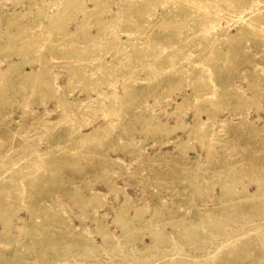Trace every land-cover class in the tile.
I'll list each match as a JSON object with an SVG mask.
<instances>
[{
  "label": "rangeland",
  "instance_id": "obj_1",
  "mask_svg": "<svg viewBox=\"0 0 264 264\" xmlns=\"http://www.w3.org/2000/svg\"><path fill=\"white\" fill-rule=\"evenodd\" d=\"M71 1L0 0V42L8 41L12 35L29 40L28 46L25 44L28 50L25 46L21 50L25 54L13 55V59L26 60L28 52L37 55L36 41L50 35L49 27L55 18H65L69 13L73 18L69 14L64 19L66 28L62 33H78L75 45L82 53L73 61H60L54 52L44 50L47 71L41 78L53 80L54 98L32 84L34 88L16 80L15 73L6 71L9 59L0 57V184L13 168L12 175L20 171L17 177L36 172L30 175L36 178L32 182L35 185L27 187L23 184L28 182L20 181V186L9 189L5 196L6 206L14 212L8 230L13 237L3 241L0 238V264H104L108 252L117 246L128 250L131 257L147 261L153 255L147 251L151 243L165 250L148 264H264V245L258 239L248 238L255 248L248 257L239 258L234 249L237 242L254 231L252 226L241 227L245 217H264V0H203L189 4L185 13L177 12L178 22L172 21L169 27H164L159 18L167 9L176 10L180 0H151L144 11L150 9L158 27L151 22L143 26V14L136 19L137 30L130 27L134 34L123 33L126 28L120 27L117 37L126 42L121 47L128 44L117 52L122 54L120 57L112 53V45H120V41L110 37L111 29L95 38L100 29L96 20L77 27L84 18L83 11L94 6L93 1L78 0L80 8L69 6ZM134 1V8L142 4ZM219 3L224 9L215 7ZM118 6L119 0H109V7L99 11L101 19L110 20ZM24 11L28 13L16 22L18 26L7 24L4 13L10 16ZM139 12L134 13L143 11ZM257 27L261 33H256ZM152 28L157 33L150 34ZM91 52L99 55L102 62H109L100 66L105 74L99 66L94 68L97 73L92 72L97 62L91 60ZM189 52L196 54L190 56ZM206 56L218 57L213 75L204 61ZM38 67L35 61L31 66L24 65L26 71ZM129 81L137 99L124 115L126 99L110 102L99 95L103 97L102 105H84L89 98L100 99L98 92L111 89L113 95H123ZM63 95L66 98L60 107L56 100ZM196 95L199 99L194 98ZM7 97L11 100L5 101ZM110 105L119 111L111 113L115 119L107 114L106 110L113 109ZM207 113L212 120L206 133L200 135L195 125L199 119L206 120ZM122 118L127 128L119 125ZM112 122L116 123L111 125ZM98 126L105 132L96 134L91 145L79 142L84 133ZM32 144L34 149L29 152ZM41 149L47 155L34 156L36 161L32 163L33 153ZM50 159L54 161L44 165ZM8 164L14 167L8 168ZM10 175L9 179L16 178ZM137 211L141 213L139 218ZM123 214L132 217L124 227L119 224ZM3 218L9 219L0 210V232ZM98 221L106 231L103 237L96 230ZM178 222L183 226H175ZM198 222L201 231L189 234L188 230ZM25 224L30 225L28 238ZM224 228L229 235L217 245L215 239ZM43 234L62 244L54 254L49 253V245L32 244V239H40ZM35 248L38 253L34 256L18 254L19 249L32 252ZM243 253L246 254L244 249ZM40 255L45 257L42 262Z\"/></svg>",
  "mask_w": 264,
  "mask_h": 264
},
{
  "label": "bare ground",
  "instance_id": "obj_2",
  "mask_svg": "<svg viewBox=\"0 0 264 264\" xmlns=\"http://www.w3.org/2000/svg\"><path fill=\"white\" fill-rule=\"evenodd\" d=\"M68 1V0H67ZM81 1V0H80ZM90 1H93V4H94V6L92 7V8H90V9H87L86 11H83V15H84V18H83V20L81 21V23H77L78 25H77V27L79 26L80 28H81V26H88V24H89V21L92 19V20H96L97 21V23H99V27H100V29H99V31H98V33L96 34V36H94L95 38H97V36L100 38V37H102L103 36V34H104V32H105V30H108V29H111V31H110V37L112 36V38L113 37H117V31H118V29L120 28V27H125L126 29L123 31V33H125L126 32V34H131V33H133V32H131V29H130V27H135V29H136V27L138 28L139 27V25L137 24V23H135L138 19H140L141 18V16H142V14H143V20H145V21H142L143 22V26H144V24L146 25V24H148V22L150 23H152L153 24V26L154 27H158V25L154 22L155 21V18L153 19L152 18V16L149 14L150 12H149V10H147V11H144V9H146L147 8V6H145V5H148V3H151V0H138V2H142V4L141 5H137V4H135V5H137V8H134V7H132V4H134L135 3V1L134 0H119V2H120V6H118L117 7V11H114V12H112V18H110V20L109 19H105V18H102L101 19V17L102 16H100V13H99V11L100 10H102L103 8H108L109 7V0H90ZM134 1V2H133ZM154 1V0H153ZM165 1V0H164ZM201 1L203 2V0H180V1H178V3H180V5L178 6V8H176V10H172V9H167V10H163L164 11V14L159 18V19H161L164 23H165V26L164 27H169V25L172 23V21H174V22H178V18H179V13H177V12H180V13H183L184 11H186L187 9H185V8H188V6H189V4H190V6L191 5H196V4H198V3H201ZM216 1V0H215ZM70 2V1H69ZM161 2H163V1H161ZM220 2V1H219ZM238 2H240V3H242V0H239ZM246 1H244L243 3H245ZM65 3H66V0H65ZM68 3V2H67ZM78 3H79V1L78 0H72L71 1V5H69V6H73V8H80V5L78 6ZM129 3V4H128ZM164 3V2H163ZM174 3V2H173ZM177 3V2H176ZM177 3V4H178ZM232 3H233V1H232ZM69 4V3H68ZM68 4H65V5H68ZM152 5V4H151ZM151 5H149V6H151ZM205 5H206V2H205ZM208 5V4H207ZM210 5H212V4H210ZM218 5V4H217ZM262 5V4H261ZM139 6V7H138ZM209 6V5H208ZM260 5H257V8L259 7ZM66 7V6H65ZM136 7V6H135ZM215 7H217V8H219V9H224L223 7H222V5L219 3V7L218 6H215ZM66 8H68V6L66 7ZM69 8H72V7H69ZM133 8V9H132ZM152 8V7H151ZM178 9H180L179 11H177ZM206 9H208V8H206ZM215 9V8H214ZM260 9H262V8H260ZM138 10V12L139 11H143V12H146V13H143V12H141V14H136V13H134V12H136ZM65 11V10H64ZM73 11V10H72ZM72 11L71 10H69V12H71L72 13ZM88 11V12H87ZM208 11V10H207ZM209 11H211V9L209 8ZM208 11V12H209ZM216 11V10H215ZM214 11V12H215ZM218 11V10H217ZM260 11V10H259ZM67 12H68V10H67ZM213 12V13H214ZM227 12H229V13H231L230 11H227ZM27 11H24V12H19V13H16V12H13L12 13V15H8V14H6V13H4V15L6 16V20H7V24L8 25H11V24H15L19 19H20V21H21V18H24L26 15H27ZM65 13V12H64ZM140 13V12H139ZM185 13V12H184ZM212 13V12H211ZM212 13V14H213ZM70 14V13H69ZM69 14H67V15H69ZM115 14V15H114ZM179 14V15H178ZM206 14H208L207 12H206ZM210 14V13H209ZM65 15V14H64ZM63 15V16H64ZM67 15L65 16V18L67 17ZM73 15V13L72 14H70V16H72ZM211 15V14H210ZM213 15H215V14H213ZM217 15H218V13H217ZM216 15V16H217ZM62 16V15H61ZM215 16V17H216ZM139 17V18H138ZM210 17V16H209ZM211 17H214V16H211ZM210 17V18H211ZM261 16H259V18H260ZM64 17H62V18H55V22L52 24V26H50L49 27V30H50V35L48 36V37H43V39L40 41V39H39V41H36V42H38V45H37V49H35V51H37V55H33V53L32 52H28L29 54H28V56H27V59L26 60H23V61H17V60H15V59H13L12 58V56L13 55H15L16 56V54H21L22 53V55H24L25 53L24 52H22V51H24L23 49H22V47L23 46H25V44L27 43V42H29V40H27L26 38H24V37H19V36H11L10 38H9V40L8 41H1L0 42V57H7V59H9L8 60V62H7V67H6V71L8 72V71H11L12 73H15L14 75H15V79L16 80H20L22 83H28V85H30V84H32L33 86H35V88H37V90H39V89H41V90H43L44 91V93H46V95H54V92H55V88H56V86H55V84H54V82H53V80L52 79H50V78H48V79H42L41 77L43 76V74L45 75V72L47 71L46 70V66H45V59H44V57H45V54H44V50H49V51H52V52H54L53 54H55V58L57 59V60H59V58H60V61L63 59H65L64 61H66V60H68V59H72V61H73V59H75L76 58V55L77 54H81L82 55V53H79V51L76 49V45L75 44H77V43H75V41H76V39H77V35H78V33H77V35H76V33L74 32V31H72V32H68V33H66V34H64V33H62V31L66 28V26H65V23H64V19H65ZM71 18H73V16L71 17ZM95 18V19H94ZM257 18V17H256ZM68 19V18H67ZM70 19V18H69ZM137 19V20H136ZM156 19H158V18H156ZM216 19V18H215ZM263 19V18H262ZM227 20V19H226ZM229 20V19H228ZM68 21V20H67ZM110 21L112 22L111 24L112 25H110ZM259 21H261V19L259 20ZM19 22V21H18ZM66 23H68V22H66ZM123 23V24H122ZM164 23H162V24H164ZM36 24V23H35ZM152 24H150L151 26H152ZM16 25H17V23H16ZM67 26L69 25V24H66ZM258 25H260V23L258 24ZM18 26V25H17ZM24 27H25V25H24ZM26 27H28V28H30L29 26H26ZM25 27V28H26ZM84 27V28H85ZM127 27L129 28V29H127ZM134 27H133V29H134ZM140 27H141V25H140ZM147 27V26H146ZM160 27H161V25H160ZM255 26H252V28H254ZM32 28V27H31ZM83 28V29H84ZM161 28H163V26L161 27ZM77 29V28H76ZM132 29V30H133ZM141 29H143L142 27H141ZM140 29V30H141ZM256 29H258V27L256 28ZM260 29L262 30V27H260ZM20 30V29H19ZM25 30V29H24ZM121 31L123 30V29H120ZM129 30V31H128ZM137 30V29H136ZM159 30V29H158ZM254 31H252V32H255L256 30L255 29H253ZM26 31H29L28 29L26 30ZM78 31H80V30H78ZM85 31V30H84ZM143 31V30H142ZM8 32V31H7ZM6 32V33H7ZM76 32H77V30H76ZM119 32V31H118ZM128 32V33H127ZM136 32H138V31H135V34H136ZM145 32H146V28H145ZM150 34H155V33H157L156 31H155V28H152L150 31ZM213 32H215L214 30H213ZM241 32V31H240ZM250 32V31H249ZM257 32H259V29H258V31H256V33ZM264 32V31H263ZM26 33V32H25ZM141 33V32H140ZM140 33H138V35L140 34ZM211 33V32H210ZM237 33V32H236ZM238 33H239V31H238ZM237 33V34H238ZM259 33H261V32H259ZM134 34V33H133ZM143 35H145L144 34V32L142 33ZM142 34H140V36L142 35ZM149 34V35H150ZM242 34V33H241ZM254 34V33H253ZM21 35V34H20ZM215 35V34H214ZM213 35V36H214ZM248 35V34H247ZM257 35V34H256ZM21 36H23V33H22V35ZM24 36H25V34H24ZM120 36V35H119ZM211 36H212V33H211ZM129 37H131V36H129ZM39 38V37H38ZM94 38V39H95ZM98 38V39H99ZM104 38V37H103ZM111 38V39H112ZM113 39V40H119L120 41V39H119V37H117V39ZM145 38H146V36H145ZM147 38H148V35H147ZM210 38H212V37H210ZM98 39H95V40H98ZM110 39V38H109ZM213 39V38H212ZM211 39V40H212ZM101 40V39H100ZM103 40V39H102ZM224 40V39H223ZM227 40V39H226ZM225 40V41H226ZM108 41H111V43H112V40H108ZM118 41V42H119ZM213 42V41H212ZM109 43V42H108ZM126 44V42L124 41L123 42V40H121L118 44H120V45H117V42L115 43L114 42V44L112 45V47H111V49H112V53L113 54H116V56L118 55V53L119 52H121V51H123V50H120L121 48H126V46L128 45H126L125 47H121L123 44ZM34 44V43H33ZM122 44V45H121ZM124 44V45H125ZM138 44V43H137ZM27 46H28V44H26ZM30 45V44H29ZM79 45V44H78ZM81 45V44H80ZM80 45H79V47H80ZM101 45H103V44H101ZM109 45V44H108ZM107 45V46H108ZM111 45V44H110ZM209 45V44H208ZM212 45V44H211ZM104 46H106V45H104ZM207 46V45H206ZM26 47V46H25ZM209 47V46H208ZM217 47V46H216ZM83 48V47H82ZM108 48H109V46H108ZM178 48V47H177ZM210 48H211V46H210ZM212 48H213V46H212ZM25 49V48H24ZM98 49H99V47L97 48V50L96 51H98ZM179 49V48H178ZM203 49V48H202ZM208 49V48H207ZM22 50V51H21ZM26 50H28L27 49V47H26ZM25 50V51H26ZM81 50V49H80ZM105 50V49H104ZM137 50V49H136ZM136 50H134V51H136ZM189 50V49H188ZM200 50V49H199ZM203 50H205V49H203ZM203 50H201V51H203ZM35 51H33V52H35ZM81 51H83V50H81ZM80 51V52H81ZM84 51H87V50H85L84 49ZM92 52L94 51V50H91ZM95 51V52H96ZM111 51V50H110ZM119 51V52H118ZM139 51V49L137 50V52ZM169 51H171V50H169ZM169 51H168V54H169ZM187 51V50H186ZM185 51V52H186ZM201 51H199V52H201ZM91 52V53H92ZM118 52V53H117ZM126 51H124V53H125ZM128 52V51H127ZM130 52V51H129ZM140 52V51H139ZM192 52V51H191ZM193 52H195L194 50H193ZM205 52H206V50H205ZM24 53V54H23ZM27 53V52H26ZM87 55H88V53L87 52H85ZM85 53H83V54H85ZM94 53V52H93ZM92 53V54H93ZM109 53H111V52H109ZM131 53V52H130ZM134 53V52H133ZM171 53V52H170ZM198 53V52H197ZM202 54L204 53V51L203 52H201ZM90 54V53H89ZM91 54V55H92ZM94 54H96V53H94ZM94 54H93V57L91 56V58H93V59H91V60H93V62L94 61H96L95 63H96V65L93 63V65H95L93 68H91L92 69V72H93V70H94V68L95 67H100V66H104L105 64H104V62H105V60L102 62V59L101 58H98L99 57V55H97V56H94ZM173 53H171L170 55H172ZM177 54V53H176ZM193 54H196V53H191L190 54V52H189V55L190 56H192ZM200 54V53H199ZM221 54H222V52H221ZM226 54V53H225ZM105 55V54H104ZM107 55V54H106ZM119 55H122V54H119ZM118 55V56H119ZM127 55V53L124 55V56H126ZM133 55H135V54H133ZM133 55H131V56H133ZM138 55V54H137ZM136 55V56H137ZM169 55V56H170ZM208 55H210V54H208ZM217 55V54H216ZM222 55H224V54H222ZM34 56V58L33 59H31L32 57ZM101 56V55H100ZM130 56V57H131ZM196 56V55H195ZM199 56V55H198ZM197 56V57H198ZM210 56H212V55H210ZM210 56H206L203 60L204 61H206V63H208L209 64V73H212V75H213V70L215 69V67L216 66H218V57L217 58H212V57H214V56H212L211 58H210ZM230 56V55H229ZM85 57H86V55H85ZM88 57V56H87ZM101 57H103V56H101ZM114 57V56H113ZM113 57H111V58H113ZM120 57V56H119ZM121 57H123V56H121ZM127 57H128V55L126 56V59H127ZM161 57H162V55H161ZM196 57V58H197ZM200 57H202V56H200ZM221 57H223V56H221ZM226 57V56H225ZM45 58H47V57H45ZM55 58H53V59H55ZM89 58V57H88ZM104 58V57H103ZM110 58V59H111ZM124 59H125V57H123ZM219 58H220V56H219ZM6 59V58H5ZM80 59H82L81 57H80ZM86 59V58H85ZM114 59H116V58H114ZM122 59V58H121ZM123 59V61H125ZM129 59V58H128ZM127 59V60H128ZM216 59V60H215ZM221 59V58H220ZM223 59V58H222ZM88 60V59H87ZM90 60V61H91ZM118 60H120V59H118ZM198 60V59H197ZM202 60V61H203ZM38 62V64H39V67H38V69L36 70V69H30L29 71H26L25 69H24V65L25 64H27V65H32V63L33 62ZM69 61V60H68ZM89 61V60H88ZM112 60H110V62H111ZM122 61V60H121ZM189 61H191V60H189ZM195 61V60H194ZM200 61H201V59H200ZM200 61H199V63H197V64H200ZM56 62V61H55ZM150 62H152V61H150ZM160 62V61H159ZM195 62H197V61H195ZM65 63V62H64ZM67 63V62H66ZM75 63V62H74ZM91 63V62H90ZM105 63H109V62H105ZM167 63V62H166ZM189 63H191V62H189ZM205 63V62H204ZM57 64V63H56ZM70 64V63H69ZM71 64H72V62H71ZM59 65V64H58ZM61 65H63V63L61 64ZM107 65V64H106ZM110 65V64H109ZM75 66V65H74ZM77 67V66H76ZM76 67H72V68H74V69H76ZM79 67V66H78ZM77 67V68H78ZM98 67V68H99ZM212 68H214V69H212ZM83 69V68H82ZM100 69H101V71L100 72H102V68L100 67ZM96 70V69H95ZM94 70V71H95ZM77 71H79L78 69H77ZM5 72V71H4ZM98 72V71H97ZM96 71L95 72H93V73H97ZM83 73V72H82ZM103 74H105V72L103 71L102 72ZM214 73H215V70H214ZM98 74H100V73H98ZM103 74L101 75V77L103 78ZM2 75H4V74H2ZM76 75H77V73H76ZM81 75H83V74H81ZM198 76V75H197ZM7 77V76H6ZM44 77V76H43ZM71 77H73V76H71ZM100 77V76H99ZM100 77V80L102 79ZM3 77H1V79H2ZM69 78V77H68ZM75 79V78H74ZM98 79V78H97ZM199 79L200 78H198V80L197 81H199ZM76 80V79H75ZM99 80V79H98ZM203 81H205L204 79H202ZM201 79H200V81H202ZM221 80V79H220ZM1 81H3V80H1ZM67 81H69L68 83H69V86H70V83H72V79H69V80H67ZM83 81H84V76H83ZM86 81V80H85ZM103 81V80H102ZM197 81H195V82H197ZM199 81V82H200ZM219 81V80H218ZM218 81H215L216 83H218V84H222V81L221 82H218ZM8 82V81H7ZM6 82V83H7ZM75 82L76 81H74V84H75ZM97 82V81H96ZM128 82V81H127ZM108 83H109V81H108ZM204 83H206V81L204 82ZM14 84V83H13ZM81 85L82 84H84V82L83 83H80ZM102 84V83H101ZM103 84H107V83H105V82H103ZM102 84V85H103ZM110 84V83H109ZM197 84V83H196ZM199 84V83H198ZM207 84H210V83H207ZM89 85V84H88ZM87 84H86V86L88 87V88H90L91 86H88ZM127 85V84H126ZM125 85V86H126ZM6 86H8V85H6ZM10 86H11V84H10ZM10 86H9V88H10ZM27 86V85H26ZM31 86V85H30ZM30 86H27V88L28 87H30ZM33 86H31V87H33ZM72 86V85H71ZM95 86V85H94ZM125 86L123 87V88H125ZM1 87V86H0ZM73 87H74V85H73ZM83 87H84V85H83ZM93 87V86H92ZM206 86L204 85V88H205ZM208 87H209V85H208ZM4 88V87H3ZM26 88V87H25ZM34 88V87H33ZM66 88V87H65ZM86 88V87H85ZM197 88V87H196ZM203 88V87H202ZM71 89V88H70ZM87 89V88H86ZM91 89V88H90ZM206 89H207V87H206ZM6 90V89H5ZM65 90H67V89H65ZM68 90H69V87H68ZM88 90V89H87ZM126 92L125 93H123V95L121 94V95H117V94H114L113 95V93H114V91L113 90H109V91H106L105 93L104 92H98L97 93V95H98V98H100L99 97V95L100 96H106L107 98H109L111 101L110 102H115V101H124V99H126L127 101H128V104H126L127 106H126V108H125V110H123V115L127 112V110H128V106L132 103V102H134L135 101V99H137V96L135 95V89H134V86H133V84H132V81L130 82L129 81V83H128V86H127V88H126ZM196 90V89H195ZM197 90H198V88H197ZM196 90V91H197ZM11 91V90H10ZM64 91V90H63ZM72 91V90H71ZM85 91V90H84ZM90 91V90H89ZM89 91H87V92H89ZM211 91V90H210ZM23 92V91H22ZM39 92V91H38ZM69 92V91H68ZM86 92V91H85ZM96 93V92H95ZM3 94V93H2ZM24 94H26V93H24ZM31 94V93H30ZM32 95H33V93H32ZM112 95V96H111ZM51 96V97H52ZM65 95H63V97L62 98H59L58 100H56V101H58V105L60 106V107H62V105H63V101H65V98H66V96L64 97ZM129 96V97H128ZM191 96H193V94L191 95ZM203 96V95H202ZM25 97V96H24ZM197 98V99H199L198 97H199V95H196V96H194V98ZM205 96H203V98H204ZM53 98H54V96H53ZM88 98V97H87ZM101 98H103V97H101ZM101 98L100 99H96V98H89V99H87V101H83V103H84V105L85 106H87V104L88 105H90L91 104V106H92V104H93V106H97V105H102V101H101ZM201 99H203L202 97H200ZM11 100V98H5V101H10ZM28 100V99H27ZM247 101H248V99H247ZM12 102H14V101H12ZM11 102V103H12ZM89 102H92V103H90L89 104ZM104 104V103H103ZM109 104H111V103H109ZM114 104V103H113ZM124 104V105H125ZM119 105V104H118ZM197 105H199V104H197ZM105 106V105H104ZM87 107H89V106H87ZM106 107H107V105H106ZM106 107H105V110H106ZM110 107H112L111 105H110ZM109 107V108H110ZM113 107H115V106H113ZM112 107V108H113ZM119 107V106H118ZM117 107V108H118ZM121 107H122V105H121ZM116 108V107H115ZM111 109V108H110ZM106 110V111H108V115H111V119H115V118H112V114L111 113H116L117 114V112H119V111H117V109H111V110ZM121 109V108H120ZM119 110V109H118ZM203 111H207V110H203ZM12 113V112H11ZM106 114V115H107ZM104 116V115H103ZM115 117V116H114ZM109 118V117H108ZM106 119V118H105ZM107 120V119H106ZM212 120V116L209 114V113H207V119L206 120H204V121H201L200 119L198 120V122H197V124L195 125V129H196V131L200 134V135H202V134H205L206 133V131H207V128H208V126H209V123H210V121ZM110 121L111 120H107V122L108 123H110ZM117 121H118V119H117ZM116 122H112L111 123V125L112 124H115ZM127 122L122 118L120 121H119V125H123V127L124 128H127ZM105 132V130H103V127L102 126H98L97 128H94L93 130H91V131H89V132H86V133H84L83 134V137H82V141H81V139H80V141L79 142H87V144L88 145H91V143H93L92 141H94V139H93V137L96 135V134H98V133H102V132ZM42 137V136H41ZM39 138V137H38ZM38 140V139H37ZM39 141H37V143H38ZM32 143V142H31ZM40 143V142H39ZM33 145L34 144H32L27 150H29V152L31 151V149H34L33 148ZM40 146V145H39ZM66 148H67V146H66ZM40 152H42L41 154L42 155H40ZM45 152V150L44 149H41V150H36L35 151V153H33V157L34 156H36V157H39V156H44V155H47V154H44L43 155V153ZM8 156V155H7ZM6 158V157H5ZM13 159V158H12ZM3 160H5V159H1V161H3ZM28 160H29V158H28ZM51 160H53V159H50V160H48V163L46 162H44V165L45 164H47V166L50 164V163H52L51 162ZM14 161V160H13ZM36 161V158L34 157V159H33V161H32V163H34ZM54 161V160H53ZM11 162H12V160H11ZM29 162V161H28ZM31 162V161H30ZM39 163V162H38ZM1 164V163H0ZM11 164V163H10ZM14 164V163H13ZM12 164V165H13ZM23 164V163H22ZM25 164V163H24ZM23 164V165H24ZM29 164V163H28ZM37 164V163H36ZM26 165H27V161H26ZM32 165V164H31ZM33 165H35V164H33ZM9 164H8V168H9ZM11 168H13L12 166H10ZM31 167V166H30ZM30 167L28 168L29 170H31L30 169ZM10 168V169H11ZM21 168V167H20ZM19 168V169H20ZM27 168V167H26ZM32 168V167H31ZM14 169V168H13ZM12 169V170H13ZM17 169H18V167H17ZM28 169H27V171H26V173L28 172L29 173V171H28ZM11 170V175H10V178L14 175H16V174H13L12 175V173H13V171H15V170H13L12 171ZM16 171H18V170H16ZM23 171V170H22ZM21 171V172H22ZM34 171V170H33ZM32 171V172H33ZM35 171H37V170H35ZM20 172V171H19ZM19 172L17 173V175H16V178L14 179V177H13V180L12 179H9V175H8V179L7 178H5V179H7V180H4L5 182H1V184H0V210H2L3 212H4V215L6 214V216L9 218L8 220H4V218H3V220H4V223H3V225H4V227H3V229L1 230V232H0V238H1V241H3L4 239L5 240H7V239H12V235H11V233L8 231L9 230V226H10V223H11V220L10 219H12V217L11 216H13V211H12V209L10 210L7 206H6V204H7V202L8 201H6V200H8V199H6V195H8L7 193H8V190L9 189H11V188H14V187H16V186H20L19 185V183H20V181L21 182H28V184H23L24 186H27V187H30V186H33V185H35V184H32V182H35L36 181V178H33V176H30V175H32L33 173L31 172L29 175L27 174H24V175H26V176H24V177H17L18 176V174H19ZM15 173V172H14ZM25 173V172H24ZM41 173H43L42 171H41ZM35 174H36V172L34 173V176H35ZM7 175V174H6ZM21 175H22V173H21ZM37 176V175H36ZM5 177V176H4ZM3 177V178H4ZM32 177V178H31ZM38 177H41V176H38ZM50 177V176H49ZM2 178V177H1ZM31 178V179H30ZM46 178H48V177H46ZM51 178V177H50ZM43 179V178H42ZM39 180V179H38ZM17 181V182H16ZM17 193H19V192H17ZM140 210V209H139ZM14 211H17V210H14ZM140 212H141V210H140ZM139 211H137L136 212V218H139L140 217V214L142 213H140ZM16 214V213H15ZM14 214V215H15ZM29 215V214H28ZM124 215V214H123ZM264 215V214H263ZM2 216H3V214H2ZM4 217V216H3ZM2 218V217H1ZM131 218L132 217H130V216H128V215H124V217H122V215L120 216V218H119V224L120 225H122L123 227H124V225H126V223H128L129 222V220H131ZM247 218V219H246ZM7 219V218H6ZM245 222L243 221V224H240L241 225V227H246V226H252V227H254V231H252L251 233H249L248 234V236L247 237H245V238H242L239 242H237L236 243V245H235V247H234V249L235 250H237V252H239L238 254H237V256L240 258V257H242V256H244V257H248L249 255L248 254H250V252L251 251H254V246H253V243L251 242V241H249V239L248 238H250V239H258L259 240V242L262 244V245H264V217L262 218V219H259V218H256V219H254V220H252V219H249L248 217H245ZM12 224V223H11ZM177 224V223H176ZM183 224L184 223H182V222H178V224L177 225H175V226H177L178 227V225H179V228L180 227H182L183 226ZM228 224V223H227ZM97 232L103 237L104 236V234L106 233V231H105V228L103 227V223H101V222H97ZM221 224L219 225V228L218 229H220L221 227ZM228 226V225H227ZM201 227H202V225H201V222H198V223H196L195 224V226H193V229L192 230H188V233L189 234H197L198 233V231H201ZM231 227V226H230ZM24 229H25V237L27 236V238H28V235H29V229H30V225H27V224H25L24 225ZM240 229V228H239ZM238 229V230H239ZM229 235V231L226 229V228H224L223 229V232H221V233H219V235H218V237L215 239V243L218 245L219 244V242L220 241H223V240H225L226 239V237ZM12 236V237H11ZM32 244L34 245V246H38V245H49V253L50 254H54L56 251H58L60 248H61V245L62 244H59V243H57V242H54L53 240H51L50 238H49V236L48 235H45V234H43V236L39 239H32ZM117 242H120L119 240H117ZM156 243H151V245L150 246H148V248H147V251H149L151 254L150 255H152L150 258H149V260L151 259V258H155V257H158L160 254H161V252L163 251V250H165V249H162V250H160L159 248H157V246L155 245ZM173 248H174V246L173 245H175L174 244V242H171V244H170ZM170 247V246H169ZM174 249H176V248H174ZM243 249H244V252L246 251V254H244L243 253ZM17 252H18V250H17ZM35 253L37 254L38 253V250H36V248L35 249H33L32 250V252L31 251H22V250H20L19 249V252H18V254L19 255H21V256H23L24 254L26 255V254H28V255H32V256H34L35 255ZM252 253V252H251ZM131 255V253L130 252H128V250H126L125 248H121V247H114L112 250H110L109 252H108V257L106 258L107 260H106V263H104V264H148V262H149V260H147V261H143V259H140V258H138V257H136V256H133V257H131L130 256ZM41 256V255H40ZM234 256V255H233ZM44 256L42 255L39 259V261H43L44 260ZM26 260V259H25ZM30 260H31V258H30ZM33 260V259H32ZM17 264H27L26 262H22V261H20L19 263H17ZM94 264H99V263H94ZM102 264V263H101ZM153 264V263H152Z\"/></svg>",
  "mask_w": 264,
  "mask_h": 264
}]
</instances>
